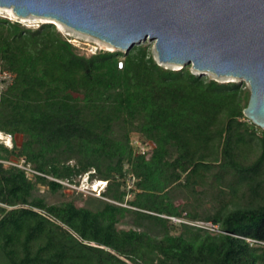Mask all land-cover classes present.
<instances>
[{"label": "trees", "instance_id": "trees-1", "mask_svg": "<svg viewBox=\"0 0 264 264\" xmlns=\"http://www.w3.org/2000/svg\"><path fill=\"white\" fill-rule=\"evenodd\" d=\"M0 71L11 76L0 132L13 142L0 144V264H264V131L243 115V84L166 69L146 48L87 57L53 24L1 18ZM21 159L37 174L3 163ZM86 174L106 183L99 197H66L63 182ZM226 176L246 206L228 208ZM207 196L214 214L198 212Z\"/></svg>", "mask_w": 264, "mask_h": 264}, {"label": "water", "instance_id": "water-1", "mask_svg": "<svg viewBox=\"0 0 264 264\" xmlns=\"http://www.w3.org/2000/svg\"><path fill=\"white\" fill-rule=\"evenodd\" d=\"M0 7L126 53L148 39L160 63L243 80L250 92L243 115L264 131V0H0Z\"/></svg>", "mask_w": 264, "mask_h": 264}, {"label": "rangeland", "instance_id": "rangeland-1", "mask_svg": "<svg viewBox=\"0 0 264 264\" xmlns=\"http://www.w3.org/2000/svg\"><path fill=\"white\" fill-rule=\"evenodd\" d=\"M2 12L0 13L1 19H7L10 22H18L22 26H24L25 28L34 29V28H37L40 24L54 22V26L56 27L57 31L61 34V36L63 38L68 40V42H70L74 46V48L76 49V51L80 55H85V56L89 57V56L96 54L100 51H109V52H117L118 51V52H122L124 54H127L125 51H121L120 49H116V48L112 47L111 45L106 44V43H104V42H102L96 38L82 34L80 32H76L75 30L68 28L64 25H61V24L58 25L57 24L58 22L52 21L50 19L30 16V17L26 18L25 21H22L21 19H13L12 20L11 18H9L6 14H4ZM134 47L146 48L147 52H149L151 54V56L153 57L155 62L158 65H160L166 69L179 70L182 68V66L160 63L158 58H157V54L155 52V49H154V42L153 41L146 39L145 41H142L139 44H136ZM119 60H122V58H120ZM190 71L195 75H201V76L206 77L207 79L215 80V81H218L221 83L235 82V83L243 84L244 90L246 92L248 91V98H249V95H250L249 87H248L247 83L243 80H238V79H234V78H227V77H217L211 73L201 74L200 72L194 70L192 68V66H190ZM257 136L260 137L261 133L257 132ZM6 141H7V144L11 145L9 142V139H6ZM20 141H21V138L17 137L16 142L20 143ZM131 141H132V144L134 146L135 151H136V149L139 148V145H143L140 143L138 135L135 133L131 134ZM255 142L257 143L258 140H255ZM7 148H9V147H7ZM252 153L255 155L259 154V147L256 144H253ZM79 180H80L79 185H77V186L69 185V184L67 185L66 182H63L67 187V189H65L63 192L66 197L71 198L72 196H76V194H78V193L82 194V199H87L89 197H99V194L103 192L105 184H106L105 182H101V181H97V180H89L87 174L84 175ZM229 184L233 185L234 181L231 177L226 176L224 178L223 184L221 185V188L225 192L224 200L227 202L232 201L231 205H229L228 208L232 209L235 207V205H238L241 207L246 206L247 200L242 199L240 197V195H241L240 193L242 191L239 192V194H238L239 198L238 199H233L231 197ZM127 186H132V183L129 182L128 179H127ZM174 193H175L174 198H175L176 203L177 204L183 203L184 202L183 197H184L185 193L182 192L181 190H176ZM132 197H133V195L128 194L126 197V200H130V199H132ZM62 198H63V196H61L60 194H57L54 197H47V200H48V202L53 203V202L60 200ZM123 206H125V204H123ZM218 206H220V202L216 203L213 199H211L210 196L203 197L202 202L198 208V212L200 214H214ZM179 219L186 221V222H191V221L186 220L185 218H179ZM176 224H180V223H176ZM120 227L127 229V228L131 227V225L128 221H125L124 223H122L120 225Z\"/></svg>", "mask_w": 264, "mask_h": 264}, {"label": "built area", "instance_id": "built-area-1", "mask_svg": "<svg viewBox=\"0 0 264 264\" xmlns=\"http://www.w3.org/2000/svg\"><path fill=\"white\" fill-rule=\"evenodd\" d=\"M122 65H123V63L121 61H119L117 63L118 69H121ZM9 83H11V76L8 75L7 73L0 71V94L9 85ZM6 139H9V142L11 145L7 144ZM0 144L5 145L6 147L12 148V146H13L12 137L10 135H7V134L0 132ZM148 149L149 148L147 146L139 145V148L136 149V153L143 155L148 151ZM3 163H5L7 165H12V166H15L19 169L24 170L26 172L27 176L30 178L33 177V175L37 174L34 170H32L30 168V166L28 164H25V161L23 159H21L19 162L10 161V162H3ZM128 181L133 184L134 179L132 177H129ZM128 187H130V186H128ZM169 219L171 221H173L174 223H185V224H188V225H191L194 227L205 229V230L212 232V233H220L218 226L213 225L210 222H200V221L199 222H186V221L180 220L179 218H174V217H169ZM247 241L254 243V241H251V240H247Z\"/></svg>", "mask_w": 264, "mask_h": 264}, {"label": "bare ground", "instance_id": "bare-ground-1", "mask_svg": "<svg viewBox=\"0 0 264 264\" xmlns=\"http://www.w3.org/2000/svg\"><path fill=\"white\" fill-rule=\"evenodd\" d=\"M3 11V12H2ZM4 13L6 14L9 18L13 19H21L22 21H25L26 18H19L16 16V14L12 11V9H8V8H1L0 7V13ZM30 17V16H29ZM28 18V17H27ZM54 23V22H53ZM58 25H60L59 23H57ZM62 27V26H61Z\"/></svg>", "mask_w": 264, "mask_h": 264}]
</instances>
